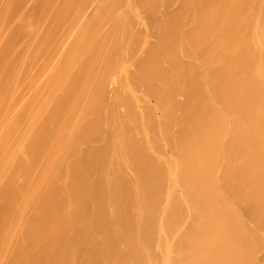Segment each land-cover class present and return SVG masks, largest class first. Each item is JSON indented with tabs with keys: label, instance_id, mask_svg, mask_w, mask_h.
Returning a JSON list of instances; mask_svg holds the SVG:
<instances>
[{
	"label": "bare ground",
	"instance_id": "bare-ground-1",
	"mask_svg": "<svg viewBox=\"0 0 264 264\" xmlns=\"http://www.w3.org/2000/svg\"><path fill=\"white\" fill-rule=\"evenodd\" d=\"M80 1L0 0V264H264V0Z\"/></svg>",
	"mask_w": 264,
	"mask_h": 264
},
{
	"label": "rangeland",
	"instance_id": "rangeland-1",
	"mask_svg": "<svg viewBox=\"0 0 264 264\" xmlns=\"http://www.w3.org/2000/svg\"><path fill=\"white\" fill-rule=\"evenodd\" d=\"M81 1H84V0H81ZM80 1V2H81ZM86 1H89L88 3L86 2ZM109 1H111V0H85V3H84V5L81 3L80 4V6H82V9H81V7H80V12H82V14L83 13H85L86 15H85V17L82 19V20H84V23H85V21H86V19L90 16V14H93V15H97V14H99L100 13V10H101V6H103V5H106V3L107 2H109ZM112 1H116V0H112ZM120 2V5H118V2ZM116 1V3H117V5H118V8L119 7H121V5H122V7H123V3H122V1L121 0H117ZM91 2V3H90ZM87 3V4H86ZM104 3V4H103ZM89 4H91V5H89ZM92 4H93V6H92ZM91 6V7H89V6ZM86 6L89 8H86ZM98 7V8H97ZM91 8V9H90ZM85 9V10H84ZM88 9V10H87ZM85 12H84V11ZM87 10V11H86ZM119 10L121 11V8H119ZM118 10V11H119ZM39 11H40V8H39ZM87 12V13H86ZM84 16V15H83ZM83 22V21H82ZM133 24V27H131V28H135L136 26L134 25L135 23H134V21L132 22ZM81 25V24H80ZM79 25V26H80ZM87 25V24H86ZM82 26H84V25H82ZM135 26V27H134ZM79 30H81V27H77V29H76V31L74 32V34L76 35L78 32H79ZM140 33L139 31H137V32H135V36H138V34ZM74 35V36H75ZM141 33H140V35L138 36V38H140L141 39ZM69 42H71V40L69 41ZM141 42V41H140ZM124 45H126V43H124V41L122 42ZM121 43V44H122ZM123 44H122V46H123ZM134 46H132V44L128 47V50L130 51V52H128L129 54H133V53H136L137 51H139V49H140V47L138 48V45H135V44H133ZM69 46V44H67V46L65 47V48H67ZM131 46H132V48H131ZM125 47V46H124ZM124 47H123V49H124ZM136 47H137V51H136ZM134 48V49H133ZM127 50V48L125 47V49H124V51H126ZM132 50V51H131ZM134 50V51H133ZM122 51V50H121ZM123 51V52H124ZM131 52H133V53H131ZM148 53V55H149V51L147 52ZM146 54V53H145ZM143 55V57H142V59L141 60H143L144 58H146L145 56H148L147 54L146 55ZM132 57H134L133 55H132ZM61 57H60V55L58 56V60L60 59ZM57 59H56V62H57ZM49 67V66H48ZM48 67H47V69H48ZM51 67V66H50ZM50 67H49V70H51L50 69ZM135 69V70H134ZM137 72V68H133V72ZM48 70H45V71H43V73L41 74V76L39 77V78H41L40 80L38 79V83H42L43 81H45L46 80V78H47V76H48ZM47 74V75H46ZM43 77V78H42ZM44 77H45V79H44ZM139 85L137 86V83H136V86H135V88L136 89H138V92L140 93V92H143V91H145V89H144V87L142 86V87H140V83H138ZM109 87H107V88H109V94L107 93V95H110V91L112 92V90H114L113 89V87H111L110 86V84L108 83L107 84ZM112 88V89H111ZM142 88V89H141ZM144 89V90H143ZM108 90V89H107ZM141 90V91H140ZM32 93H33V91H32ZM32 93H30V94H28V95H32ZM143 94H145L144 92H143ZM141 95V94H140ZM29 96V97H30ZM145 95H143V97H144ZM28 97V98H29ZM142 97V98H143ZM108 99H109V97H108ZM106 100V103H107V105L109 106V104L111 103V101L110 100ZM154 104V103H153ZM177 105V104H176ZM179 106V105H178ZM181 107V106H180ZM176 108H178V107H176ZM158 114H159V116H161L162 114L160 113V111H158ZM174 116V115H173ZM175 116H177V114H175ZM178 118H176V121H175V118L173 119L175 122H177L178 120H177ZM174 121H173V123H174ZM169 126H172V124L170 123V125ZM176 126V125H175ZM112 128V127H111ZM175 128L176 127H172L171 128V130H175ZM167 129H168V131H170L169 129V127H168V125H167ZM150 136H151V138L155 141V143H157V145H158V147L159 148H157L158 150H159V153L161 154V153H163V154H166V155H170L171 154V149H170V147L169 146H167V145H162V142H161V140H160V137L158 136V138L156 137V135H152V134H150ZM160 142V143H159Z\"/></svg>",
	"mask_w": 264,
	"mask_h": 264
}]
</instances>
